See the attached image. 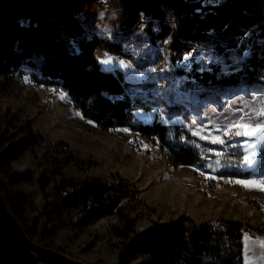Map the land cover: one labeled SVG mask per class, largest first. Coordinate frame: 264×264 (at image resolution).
<instances>
[{
  "label": "rangeland",
  "instance_id": "1",
  "mask_svg": "<svg viewBox=\"0 0 264 264\" xmlns=\"http://www.w3.org/2000/svg\"><path fill=\"white\" fill-rule=\"evenodd\" d=\"M184 5L190 4L150 0L149 10L143 7L132 26L125 22L121 0H85L73 6V13L85 32L99 38L101 45L95 54L100 67L122 74L133 122L158 119L182 124L193 135L194 145L204 152L202 166L175 167L157 142L123 127L102 130L84 119L59 87L34 84L15 75L0 77V134L7 130L10 136L28 126L44 144L66 143L75 158L63 167L68 179L95 177L111 181L117 175L132 183L142 203L130 213L135 232H144L152 222L165 224L180 216L196 224L236 220L264 231V190L259 186L264 185V140L259 133L236 134L243 131L239 125H264V115L260 114L264 113V82L199 86L186 72L204 71L219 60L200 44L177 54L170 49L178 12ZM191 6L202 16L218 9ZM30 55L33 61L24 57L22 67L36 70L38 58ZM105 60L109 63L104 64ZM24 135L26 131L16 138ZM230 150L242 156L236 160L232 155L222 157ZM45 155L60 156L44 146H35L0 168L6 204L22 228L34 232L37 242L43 223V198L36 181L47 167ZM245 156L250 157L251 164L244 163ZM224 166L249 170L250 174L247 178L219 175ZM27 171L33 172V183L8 182L10 174ZM118 222L117 217L108 216L78 225L75 214H65L46 226L49 232L45 241L50 248L85 264H117L115 246L120 239L111 229ZM243 255L244 264H264V236L256 231L244 233ZM142 260L126 257L124 264H139Z\"/></svg>",
  "mask_w": 264,
  "mask_h": 264
},
{
  "label": "trees",
  "instance_id": "2",
  "mask_svg": "<svg viewBox=\"0 0 264 264\" xmlns=\"http://www.w3.org/2000/svg\"><path fill=\"white\" fill-rule=\"evenodd\" d=\"M84 1L0 0V77L15 75L34 84L57 86L82 117L100 129L123 127L157 142L175 167L202 166L204 152L194 145L193 135L182 124L158 119L133 122L122 74L100 67L95 54L101 45L99 38L85 32L73 13V6ZM121 1L125 4V22L132 26L143 4ZM195 44L209 48L219 60L204 71L186 72L199 86L264 82V0H233L206 16L195 12L194 6L184 5L178 12L170 49L177 54ZM27 55L38 58L36 70L22 67L24 57L30 59ZM24 131L26 135L17 139ZM6 132L0 134V168L35 146L60 155H45L47 167L36 181L43 198L38 242L46 247L51 246L45 241L49 232L46 226L65 214H75L78 225L117 217L119 222L111 229L120 239L115 246L117 264H124L126 257L143 258L139 264H244V233L256 231L264 236V231L253 230L240 221L215 219L196 224L186 216L165 224L152 222L144 232H135L130 213L142 203L132 183L117 175L111 181L95 177L68 179L63 167L75 158L66 143L44 144L28 126L10 136ZM231 155L233 160L242 156L230 150L222 157ZM218 174L247 178L250 171L224 166ZM7 179L10 184L34 182L32 171L14 172ZM16 198L25 200L23 196ZM26 232L34 238L33 231ZM0 264H40L1 220Z\"/></svg>",
  "mask_w": 264,
  "mask_h": 264
},
{
  "label": "water",
  "instance_id": "3",
  "mask_svg": "<svg viewBox=\"0 0 264 264\" xmlns=\"http://www.w3.org/2000/svg\"><path fill=\"white\" fill-rule=\"evenodd\" d=\"M0 220L5 227L16 236L23 248L30 253L40 264H85L35 241L22 228L14 214L6 204L3 187L0 184Z\"/></svg>",
  "mask_w": 264,
  "mask_h": 264
},
{
  "label": "snow or ice",
  "instance_id": "4",
  "mask_svg": "<svg viewBox=\"0 0 264 264\" xmlns=\"http://www.w3.org/2000/svg\"><path fill=\"white\" fill-rule=\"evenodd\" d=\"M213 3H217L218 0H212ZM187 59V57H185ZM104 64L109 63L108 60L103 61ZM261 115H264V113H260ZM238 127L242 128V132H237V135H246V136H256L258 133L260 134L261 140H264V125H257L256 127H249L248 125H239ZM195 134V133H194ZM217 142V141H213ZM251 159L249 156L244 157V163L245 164H251ZM237 183H243V184H257L255 181H237ZM261 186V190H264V185Z\"/></svg>",
  "mask_w": 264,
  "mask_h": 264
},
{
  "label": "built area",
  "instance_id": "5",
  "mask_svg": "<svg viewBox=\"0 0 264 264\" xmlns=\"http://www.w3.org/2000/svg\"><path fill=\"white\" fill-rule=\"evenodd\" d=\"M138 2L144 4L143 7H145L146 10H149V1L150 0H137ZM185 4L190 5H197L198 9H209V8H220L223 4L230 2L231 0H218L217 3H213L212 0H178ZM149 23V20H145V24L147 25ZM97 50L95 51V53ZM119 98L121 96H118Z\"/></svg>",
  "mask_w": 264,
  "mask_h": 264
},
{
  "label": "bare ground",
  "instance_id": "6",
  "mask_svg": "<svg viewBox=\"0 0 264 264\" xmlns=\"http://www.w3.org/2000/svg\"><path fill=\"white\" fill-rule=\"evenodd\" d=\"M231 1H232V0H231ZM231 1H230V2H231ZM208 10H209V9H208Z\"/></svg>",
  "mask_w": 264,
  "mask_h": 264
}]
</instances>
